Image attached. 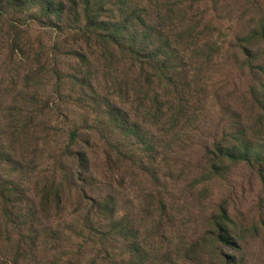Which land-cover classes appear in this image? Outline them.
<instances>
[{"label": "rangeland", "instance_id": "obj_1", "mask_svg": "<svg viewBox=\"0 0 264 264\" xmlns=\"http://www.w3.org/2000/svg\"><path fill=\"white\" fill-rule=\"evenodd\" d=\"M0 264H264V0H0Z\"/></svg>", "mask_w": 264, "mask_h": 264}, {"label": "trees", "instance_id": "obj_2", "mask_svg": "<svg viewBox=\"0 0 264 264\" xmlns=\"http://www.w3.org/2000/svg\"><path fill=\"white\" fill-rule=\"evenodd\" d=\"M50 4H52V3H50ZM63 4H61L60 5V7H59V9H58V12L59 13H61V12H63ZM159 54L160 55H162V53H160L159 52ZM157 55H152V56H150L149 54H144V56H142V59H136L135 58V60H137L136 62L137 63H139L140 65H145V63L144 62H152L154 59H155V57H156ZM147 68L151 71V74H154V71L155 72H157V71H159V69L155 66V65H150V63H147ZM217 223H219L218 221H216ZM223 234H225V230L223 229V233H222V235ZM222 238V236L221 237H217L216 239V247L219 249H223V246H227V242H225L224 240H222L221 239Z\"/></svg>", "mask_w": 264, "mask_h": 264}]
</instances>
